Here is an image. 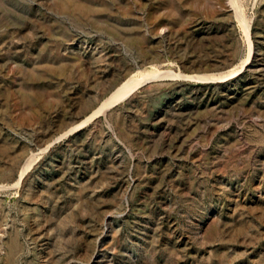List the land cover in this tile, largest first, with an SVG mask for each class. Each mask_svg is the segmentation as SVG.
Returning <instances> with one entry per match:
<instances>
[{
  "label": "rangeland",
  "instance_id": "374dc122",
  "mask_svg": "<svg viewBox=\"0 0 264 264\" xmlns=\"http://www.w3.org/2000/svg\"><path fill=\"white\" fill-rule=\"evenodd\" d=\"M0 264H264V0H0Z\"/></svg>",
  "mask_w": 264,
  "mask_h": 264
}]
</instances>
